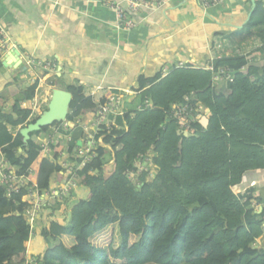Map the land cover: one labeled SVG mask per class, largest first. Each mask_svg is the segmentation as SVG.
I'll use <instances>...</instances> for the list:
<instances>
[{
	"label": "trees",
	"instance_id": "obj_1",
	"mask_svg": "<svg viewBox=\"0 0 264 264\" xmlns=\"http://www.w3.org/2000/svg\"><path fill=\"white\" fill-rule=\"evenodd\" d=\"M235 33L238 40L257 37L260 46L254 53L215 58L213 71L187 64L165 76H139L140 108L118 116L110 127L91 130L95 145L88 159L75 155L71 170L58 163L66 146L74 153L75 143L69 146L64 136L53 134L49 151L42 152L57 122L30 132L24 144L12 129L33 122L28 120L31 110L14 104L11 111H0V152L8 171L35 182L40 193L53 183L64 185L66 172L88 189L83 198L72 191L62 202L54 197L51 212L36 219L33 231L44 240L43 251L30 256L37 264H264V245L256 244L258 239L264 243V208L258 212L252 194L234 191L246 171L264 169L262 2L255 1ZM223 67L233 79L215 87L213 72ZM58 79L50 85L61 89ZM6 87L18 92L12 83ZM36 87L37 82L28 86L25 98H33ZM63 89L71 94L69 122L77 117L91 121L97 105L111 94L95 101L81 85ZM191 93L192 103L208 110V124L196 120L193 133L184 135L167 114ZM148 151L155 175L143 172L138 183L131 181L127 171L135 170V158ZM110 159L112 169L106 172ZM27 193V186H20L8 197L0 185V264H31Z\"/></svg>",
	"mask_w": 264,
	"mask_h": 264
},
{
	"label": "crops",
	"instance_id": "obj_2",
	"mask_svg": "<svg viewBox=\"0 0 264 264\" xmlns=\"http://www.w3.org/2000/svg\"><path fill=\"white\" fill-rule=\"evenodd\" d=\"M184 5L188 9H184ZM195 8H200L203 13L207 11L194 0H169L162 9L142 13L139 23L133 29L125 30L116 27L114 11L103 0H0V22L9 36V49L15 47L23 56L31 55L53 65L51 69H43L31 76L22 72L19 66L1 63L0 70L3 69L16 79L6 80L0 76V107L3 106V111L7 112L16 104L19 108L31 110L28 120L34 115L38 117L46 110L51 99L53 87L47 81L54 76L61 79L57 80L61 89L70 84L81 85L85 95H92L95 101L106 93H111L110 96L119 95L124 110L134 109L131 105L134 100L139 99V76L151 78L159 72L165 76L173 68L187 64L207 69L212 66L215 58L229 55L236 45L233 40L235 31L242 28L248 20L251 0H227L215 7L225 10L224 14L231 16V19L219 22L214 18L213 25H204L199 18L189 14V9ZM218 34L220 39L216 38ZM244 41L246 40H243L242 45L245 44ZM220 43H224L222 47ZM247 43H253L251 49L240 50L246 54L254 53L260 46L257 37H252ZM259 57L257 55V59ZM19 76L28 82V86L37 82L33 98H18L25 90L18 82ZM8 83L16 87V94H11L8 90ZM224 83L217 82L213 86L221 88L226 85ZM39 89L43 92L39 98L46 108H37ZM6 91L7 97L4 95ZM138 106L139 104L136 107ZM117 117L112 116L113 125ZM202 119H199L201 124ZM88 124L89 121L85 118L77 117L74 122H68L69 131L65 129L68 133H61L68 139L69 146L75 143L72 150L74 153L79 149L92 147ZM25 125L27 124L19 125L12 131L14 134L20 133ZM74 153L67 152L62 157L66 167L71 163L72 166L75 165L71 158ZM252 172L255 179L264 185V169L246 171L241 183L246 182L251 188L249 191L254 197L253 202L257 203L258 199L263 202L264 195L260 188L257 189L259 185L254 184ZM247 173L251 174L245 178ZM68 174L66 172L68 178L65 184L75 181ZM241 183L234 188H238ZM62 186L56 188L53 183L51 190L56 194ZM51 200L43 207V215L37 219H43L45 214L51 212ZM261 210L258 209V212ZM43 249L44 240L33 231L27 246L28 258L38 255Z\"/></svg>",
	"mask_w": 264,
	"mask_h": 264
},
{
	"label": "built area",
	"instance_id": "obj_3",
	"mask_svg": "<svg viewBox=\"0 0 264 264\" xmlns=\"http://www.w3.org/2000/svg\"><path fill=\"white\" fill-rule=\"evenodd\" d=\"M169 0H103V3L114 11L115 14V24L117 28H122L125 30L133 29L141 20L142 13H148L152 11H156L162 9L164 5ZM204 9L214 8L224 4L227 0H194ZM264 4V0H259ZM10 44L9 36L7 35L3 25L0 22V64L3 55L8 51ZM238 55H244L246 52L236 50ZM235 55L229 54L226 56ZM225 56V55H224ZM19 58L21 60V64L19 67L22 68V72L27 75L35 76L36 73L43 69H51L53 65L49 62H43L39 59L34 58L31 55L25 54L24 56L19 54ZM208 70L213 71V67L210 66L207 68ZM233 76L231 72L227 68H219L217 71L213 72L212 83L217 82H231ZM92 96V95H91ZM192 93L191 95L184 96V103L179 105H173L172 109L167 114L168 119H175L177 121V125L179 128V132L185 133L188 135L189 133H193V128L191 124L196 120L199 121L200 118H205L207 114H209L208 110L204 108V106L200 102L192 103ZM146 106H150L148 101H145ZM140 108V105L137 107ZM126 110L122 107V101L119 95H111L108 97L107 101L98 104L95 110V115L89 121L88 129L93 130V132L99 131L102 125L106 127L112 126V116H120L123 115ZM67 120L61 121L59 125L52 126L54 131L57 132L61 128L68 127ZM86 128V129H87ZM61 134V133H58ZM63 136V135H61ZM48 140L41 144L42 152L47 153L49 151V143H53V135H48ZM68 140V139H67ZM93 147V146H92ZM91 147V148H92ZM64 149L60 155L58 156V163L62 162V165H67L65 161H63L62 157L68 152ZM89 147L79 149L77 155H86L87 150L91 149ZM85 150V151H84ZM152 153L148 151L146 154L138 155L134 160V168L135 170L127 171V177L133 181L138 183V176L140 173L146 172L148 173V177H153L156 172V167L151 161ZM88 159V155L85 160ZM84 164V162H82ZM6 159L3 157L0 152V185L4 186L6 189V196H10L13 191H16L20 186H27L28 193L26 194V199L30 200L32 205L27 210V214L29 216L28 224L31 229L30 236L33 235V229L35 227V221L39 217V213L43 207H45L48 203L49 199L57 198V195H65L70 194V188L61 187L56 191L49 189L43 193H40L37 189L36 183L30 180L25 176H16L12 172L6 169ZM67 170H71L72 167H66ZM66 196V195H65ZM58 199V198H57Z\"/></svg>",
	"mask_w": 264,
	"mask_h": 264
},
{
	"label": "rangeland",
	"instance_id": "obj_4",
	"mask_svg": "<svg viewBox=\"0 0 264 264\" xmlns=\"http://www.w3.org/2000/svg\"><path fill=\"white\" fill-rule=\"evenodd\" d=\"M235 2V1H234ZM183 8L184 9H188V7L186 6V5H184L183 6ZM225 10H223V9H218V8H210V9H207V11L205 12V13H203V11L202 10H200V8L199 9H197V8H195V9H189V14H192V15H194V17H196V18H199L198 20L200 21H202L203 23H204V25H207V24H211V25H213L214 24V21L212 20V19H216V21H219V22H221V21H224V20H229V19H231V16H226L224 13ZM171 13V11H169L168 12V14H170ZM161 19H163L162 17H161ZM159 30V29H158ZM235 34H237V33H235ZM216 38H218V39H220L221 37L219 36V34L218 35H216ZM217 39V40H218ZM234 41H235V46L233 47V49H231V52H230V54H236L237 53V51H235L237 48V50H241V49H245L246 51L247 50H249V49H251V47H252V45H253V40H252V45H250V44H248L247 43V41L248 40H251V38H245V39H243V40H246V41H244V43L245 44H243L242 45V42H243V40H238V39H233ZM221 44V47L223 46V44L224 43H220ZM0 76H3L6 80H10V79H16L14 76H10V75H8V74H6L5 73V71L2 69V70H0ZM21 76H22V74H21ZM64 78V77H63ZM18 79H19V83H21L20 85H22V87L24 88L25 87V90L23 91V93L22 94H19V96H18V98L20 99V98H24L25 97V93H26V91H27V89H28V82H26V80H22V78L19 76L18 77ZM54 79V76L52 77V78H50L47 82L50 84L51 83V81ZM59 80H61V79H59ZM67 80V78L65 77V81ZM35 81V80H34ZM37 88V87H36ZM41 89V88H40ZM40 89H39V91L37 92L38 93V100H37V108H39V109H41V108H44L45 106V103H42L41 102V100L42 99H40L39 97L43 94V92L42 91H40ZM36 92V89H35V91H34V93ZM8 92L6 91V92H4V95H6L5 97H7L8 96V94H7ZM18 99V100H19ZM42 103V104H41ZM38 104H40L39 106H38ZM139 104V101H138V99H136V100H134V102H133V104L131 105L132 106V108H136V106ZM47 107V106H46ZM45 107V108H46ZM0 111H3V106L2 107H0ZM208 116H209V114H207L206 116H205V118H208ZM37 118V116L36 115H34L33 117H31V119L30 120H32L33 118ZM35 118V119H36ZM30 123V122H29ZM58 124H56V125H59L61 122H57ZM28 124V123H27ZM203 124V123H202ZM205 124V123H204ZM55 125V128L57 127ZM26 126V125H25ZM24 126V127H25ZM23 128V127H22ZM69 127H67V128H61V129H59L57 132H55L54 131V129H53V127H50L49 128V131H48V133H49V135H53V134H57L58 135V133H68V131H69V129H68ZM65 129H68V131L66 132V130ZM59 135H62V134H59ZM64 136V135H63ZM67 139V138H66ZM94 143L92 144V146L94 147ZM67 147V146H66ZM66 149V148H65ZM89 149V148H88ZM85 151V150H84ZM89 150H87L85 153H87ZM78 152H76L75 151V153L74 154H72L73 156L71 157V158H73V160H75L74 158H76V154H77ZM88 155V153L85 155V158H86V156ZM84 158V159H85ZM61 164H62V162H60ZM72 164L73 163H71V165L69 166V168L70 167H72ZM112 169V159H110V161H109V164L107 165V168H106V172H110V170ZM254 172H252V175H253V179H255V175L253 174ZM249 174H251V173H249ZM248 173H247V175L245 176V178L249 175ZM245 180H247V179H245ZM255 183L254 184H257V185H259V186H257V189L258 188H260V190H261V192L263 193V195H264V185H261L260 183H259V181H258V179H255V181H254ZM246 185V182H243V183H241V185H239L238 186V188L236 187V188H234V191H235V193H237V194H247V193H250L251 194V192L249 191V189H251V188H249L247 185ZM64 187H66V188H70V189H72V190H74V193L76 192L77 193V196L78 197H81V198H83V197H85L86 196V194H87V192H88V189L87 188H85V187H79L78 186V180L76 179L74 182H72V183H69V184H65L64 185ZM71 190V191H72ZM66 196H68L69 194H65ZM65 195H57V198H58V200L60 201V202H62L63 201V197L65 196ZM56 198V199H57ZM58 205H59V202L57 203V204H55V206L54 207H58ZM253 207H254V209H263L264 208V205L262 206L261 204L259 205V204H257L256 202H253ZM261 207V208H260ZM43 209V208H42ZM42 211L43 210H41L40 211V213H39V216L40 215H43L42 214ZM48 212V211H47ZM46 215V214H45ZM133 239H135V238H132V241H133ZM115 242H117V237H116V240H115ZM256 244L257 245H264V243H263V240L262 239H258L257 240V242H256ZM29 261H30V263L31 264H37V262L36 261H34V259H32L31 257L29 258Z\"/></svg>",
	"mask_w": 264,
	"mask_h": 264
},
{
	"label": "water",
	"instance_id": "obj_5",
	"mask_svg": "<svg viewBox=\"0 0 264 264\" xmlns=\"http://www.w3.org/2000/svg\"><path fill=\"white\" fill-rule=\"evenodd\" d=\"M254 8L255 0H251V8L248 13V19L251 16ZM19 54V50L13 47L3 55L1 63L18 67L21 64ZM70 101V92L64 89L53 88L51 99L49 100L46 110H44L33 122L28 123L25 127L20 129V134L22 136V141L24 142V144H26L27 140L29 139L30 132L37 131L41 127L51 125L54 122H61L66 120V116L69 112ZM202 123L203 125H206L208 123V119L203 118Z\"/></svg>",
	"mask_w": 264,
	"mask_h": 264
}]
</instances>
